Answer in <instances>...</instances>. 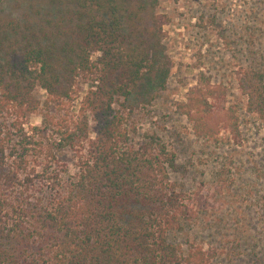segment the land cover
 Here are the masks:
<instances>
[{"label": "trees", "instance_id": "trees-1", "mask_svg": "<svg viewBox=\"0 0 264 264\" xmlns=\"http://www.w3.org/2000/svg\"><path fill=\"white\" fill-rule=\"evenodd\" d=\"M159 2L20 0L0 20V112H10L18 129L41 106L43 123L52 125L51 108L72 106L89 84L78 120L55 122L54 150L78 155L67 184L47 168L28 169L32 135L12 144L11 134H0V264L211 262L214 254L202 245L184 248L177 240L209 200L197 193L198 205L189 202L170 177L175 152L155 137L134 143L119 106L139 88L165 85L162 27L169 18L158 13ZM240 79L248 110L264 120V64L241 68ZM38 88L46 91L44 102ZM186 113L198 134L213 137L214 126ZM45 175L53 185L36 187Z\"/></svg>", "mask_w": 264, "mask_h": 264}, {"label": "rangeland", "instance_id": "rangeland-1", "mask_svg": "<svg viewBox=\"0 0 264 264\" xmlns=\"http://www.w3.org/2000/svg\"><path fill=\"white\" fill-rule=\"evenodd\" d=\"M19 6L20 0H0V20ZM157 11L169 18L162 27L169 74L164 87L147 85L120 99L125 127L137 145L155 137L175 152L170 177L177 189L191 204L198 205L197 193L211 204L185 224L177 238L184 248L195 242L211 251L207 264H264V120L248 110L240 79L241 68L264 64V0H160ZM198 85L202 91H192ZM88 86L83 83L72 106L51 108L52 125L43 123L44 106L27 117L23 130L10 112H0V134H11L12 144L20 134L32 135L29 170L47 168L63 184L77 173L78 155L58 152L52 143L57 120H78ZM38 91L44 102L46 91ZM196 98L202 101L195 104ZM186 110L214 126L213 137L198 134ZM49 185L47 175L36 180L40 189Z\"/></svg>", "mask_w": 264, "mask_h": 264}]
</instances>
